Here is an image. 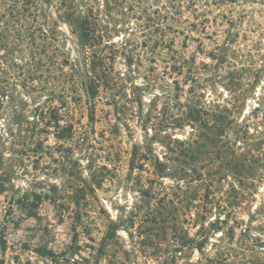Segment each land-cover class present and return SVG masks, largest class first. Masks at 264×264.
I'll return each mask as SVG.
<instances>
[{"label":"rangeland","instance_id":"374dc122","mask_svg":"<svg viewBox=\"0 0 264 264\" xmlns=\"http://www.w3.org/2000/svg\"><path fill=\"white\" fill-rule=\"evenodd\" d=\"M31 1L0 0V264H264V0Z\"/></svg>","mask_w":264,"mask_h":264},{"label":"trees","instance_id":"16d2710c","mask_svg":"<svg viewBox=\"0 0 264 264\" xmlns=\"http://www.w3.org/2000/svg\"><path fill=\"white\" fill-rule=\"evenodd\" d=\"M18 1H16V3H17ZM22 3L25 5V6H29V5H31V4H34V1H31V0H22ZM83 24H84V22H86V19H84L83 21Z\"/></svg>","mask_w":264,"mask_h":264}]
</instances>
